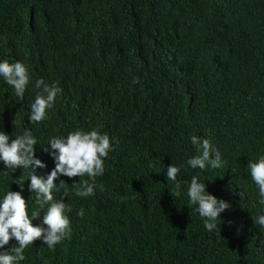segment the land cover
I'll use <instances>...</instances> for the list:
<instances>
[{
	"label": "trees",
	"instance_id": "1",
	"mask_svg": "<svg viewBox=\"0 0 264 264\" xmlns=\"http://www.w3.org/2000/svg\"><path fill=\"white\" fill-rule=\"evenodd\" d=\"M252 19L264 27V0H0V59L25 62L31 75L23 101L0 79V130L14 138L30 129L43 144L98 128L118 141L93 195L77 197L71 186L86 176H64L70 234L26 255L42 264H264L255 223L264 204L247 169L264 154V51L248 46ZM39 78L62 91L37 124L28 114ZM211 130L225 167L186 166L172 196L167 166L196 155L189 138ZM45 146L35 155L50 160ZM5 171L0 162V195L20 191L25 170ZM194 175L214 177L206 191L232 205L220 231H206L188 203ZM28 183L22 195L33 209Z\"/></svg>",
	"mask_w": 264,
	"mask_h": 264
},
{
	"label": "clouds",
	"instance_id": "2",
	"mask_svg": "<svg viewBox=\"0 0 264 264\" xmlns=\"http://www.w3.org/2000/svg\"><path fill=\"white\" fill-rule=\"evenodd\" d=\"M2 2L11 5L13 0ZM244 23L254 25L248 39V46L254 49L252 53L264 51L262 23L260 25L254 19ZM147 29L152 32L150 28ZM0 79L14 89L18 101H23L31 81L30 67L23 61L9 62L0 59ZM34 86L38 92L31 104L28 121L38 124L48 118V110L54 107L62 89L57 84L49 85L43 78L36 79ZM214 132L216 133L215 130H211L198 136L192 135L189 138L190 143L196 147L197 154L187 158L184 163L171 162L167 166L165 178L174 185L172 196L179 197L181 194L180 174L186 166L193 170L199 169L201 172L225 167L227 161L214 146L216 143ZM206 136L213 137L212 142L205 138ZM37 144L46 145L43 150L49 154L50 160L46 154L42 158L35 155ZM116 144L118 141L115 137H110L108 133L98 128L90 131L77 129L67 135L50 137L47 143L43 144L38 142L30 129L17 134L14 138L0 130V162L6 170L5 174L13 177L18 168L25 170L26 173L22 180H15L20 191L8 189L0 195V264H42L41 258L35 259L26 255V250L36 246L39 241L52 249L71 232V221L66 214L71 209L65 203V197L68 199L71 189L64 176L69 179L86 176L88 179L81 180L79 184L73 181L71 186L75 188L77 197L86 198L93 195L98 187L95 180L104 175V162L109 153L115 150ZM45 167L50 170L49 173H37L38 168ZM247 169L258 189L259 203L264 204V154L249 161ZM205 179L212 180L206 175L203 179L198 175L192 176L187 187L188 203L195 206V211L202 219L206 231L213 232L217 229L220 231L221 214L230 210L232 205L229 201L217 198L206 191ZM25 181L29 182L28 191L35 193L36 207L33 209H30L22 195ZM77 215L85 216L83 207ZM38 217L40 222L34 224L33 221ZM255 223L264 228V210L256 216ZM153 247V244L148 243L144 250L149 257H154L159 252L158 248Z\"/></svg>",
	"mask_w": 264,
	"mask_h": 264
}]
</instances>
